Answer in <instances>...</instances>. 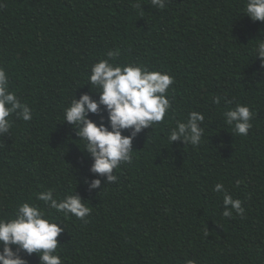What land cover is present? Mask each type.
<instances>
[{
	"label": "trees",
	"instance_id": "16d2710c",
	"mask_svg": "<svg viewBox=\"0 0 264 264\" xmlns=\"http://www.w3.org/2000/svg\"><path fill=\"white\" fill-rule=\"evenodd\" d=\"M245 0H0V68L32 119L15 113L0 135V219L36 204L63 229L62 264H264V66L254 51L264 22L244 14ZM118 51L114 64L135 63L174 78L164 119L132 139L131 162L113 174L91 171L92 157L63 120V108L87 93L92 64ZM218 99V102L216 101ZM252 112L238 135L224 113ZM204 115L197 146L168 140L188 113ZM88 118L109 126L98 106ZM129 135L131 129L121 130ZM100 185L90 187L93 180ZM222 183L242 215L224 217ZM51 190L76 195L90 214L64 216L36 199ZM230 207V206H229ZM2 247V245H0ZM16 248L15 245L12 246ZM39 264L36 253H19Z\"/></svg>",
	"mask_w": 264,
	"mask_h": 264
},
{
	"label": "clouds",
	"instance_id": "9594fccd",
	"mask_svg": "<svg viewBox=\"0 0 264 264\" xmlns=\"http://www.w3.org/2000/svg\"><path fill=\"white\" fill-rule=\"evenodd\" d=\"M151 5L163 9L165 0H151ZM244 14L253 21L264 22V0H245ZM254 51L264 66V39H256ZM118 55V51H108L107 57L111 59H100L90 67L87 83L98 93V100L92 99L87 93L81 94L78 100L73 98L63 108L62 120L76 127V136L83 142V149L91 154V171L106 176L108 181H117L113 170L122 163L131 162L133 137L142 129L164 119L171 107L167 93L174 83V78L167 72L149 71L135 63H112L111 60ZM99 105L107 110L109 126L88 118L87 114L96 113ZM13 113L24 121L32 119L30 108L18 99L15 92L9 90L8 74L4 68H0V135L10 132L13 125L10 117ZM223 115L225 123L234 126L236 134H248L252 127V112L247 105L237 104ZM204 119L200 112H189L187 123L177 121L168 134V140L183 139L197 146L204 134V129L198 127L197 122H203ZM123 129H131L130 134L122 135ZM99 185V179H95L90 187ZM213 190L224 193V217H231L233 210L238 215L243 214L241 200L233 199L222 183L215 184ZM36 199L64 216L83 219L90 214V208L76 195L69 194L57 199L51 190H45L39 192ZM62 230L57 219L46 214L38 205L28 202L19 204L13 218L0 219V264H27L19 254L21 251L36 253L39 264H62L57 240ZM189 264L193 262L189 261Z\"/></svg>",
	"mask_w": 264,
	"mask_h": 264
}]
</instances>
